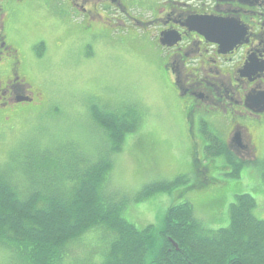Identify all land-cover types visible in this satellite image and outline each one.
<instances>
[{
	"label": "rangeland",
	"instance_id": "374dc122",
	"mask_svg": "<svg viewBox=\"0 0 264 264\" xmlns=\"http://www.w3.org/2000/svg\"><path fill=\"white\" fill-rule=\"evenodd\" d=\"M24 2L7 10L3 21L8 23L6 40L22 59L25 94L37 93L38 101L18 108L13 120H3L9 114L0 112V168L21 172L23 166L39 163L53 173L72 161H96L108 146L99 129L89 128V107L134 106L142 121L112 155L107 193L114 202H124L120 213L124 220L138 229L150 225L158 230L170 207L190 203L201 225L214 231L228 227L230 205L237 195L246 194L255 201L253 215L264 221V117L252 120L254 150L231 151L238 161L247 162L237 177H231L233 166L223 156H204L205 128L188 127L189 119L178 103L182 98L169 92L176 81L166 69V54L159 50L161 58L153 38L139 31L106 34L113 23L111 29L122 23L103 18L93 19V30L101 35L83 37L79 26L66 25L60 7L50 0ZM151 3L155 0H147L140 13L150 17V11L158 9ZM209 124L206 130L223 139L218 123ZM242 138L245 141L244 132ZM52 173L50 177L56 178ZM158 182L175 184L134 202ZM102 248L94 233L91 241L85 239L73 249L72 257L94 249L89 259L102 261ZM8 257L0 248V264H8Z\"/></svg>",
	"mask_w": 264,
	"mask_h": 264
},
{
	"label": "trees",
	"instance_id": "16d2710c",
	"mask_svg": "<svg viewBox=\"0 0 264 264\" xmlns=\"http://www.w3.org/2000/svg\"><path fill=\"white\" fill-rule=\"evenodd\" d=\"M88 120L90 130L99 129L108 146L98 160L72 161L53 173L39 163L21 172L0 168V248L9 255L8 264H264V221L253 215L255 201L246 194L230 205L228 227L214 231L201 225L190 203L170 207L158 230L150 225L138 229L124 220V202L107 194L112 155L138 128L142 115L134 106L91 105ZM203 134L204 156H223L233 166L229 176L237 177L247 162L238 161L208 130ZM261 176L264 184V169ZM174 184L158 182L134 202ZM94 233L103 245V260L89 259L94 249L72 257L73 249L91 241Z\"/></svg>",
	"mask_w": 264,
	"mask_h": 264
},
{
	"label": "flooded vegetation",
	"instance_id": "af4514ba",
	"mask_svg": "<svg viewBox=\"0 0 264 264\" xmlns=\"http://www.w3.org/2000/svg\"><path fill=\"white\" fill-rule=\"evenodd\" d=\"M24 1L0 0V112L9 114L3 120H13L18 108L38 101L37 93L25 94L22 59L8 44V23L3 21L7 10L22 6ZM50 2L60 7L67 26L82 29L83 37L101 35L93 30V19L103 18L122 23L111 29L113 23L106 34L119 30L138 35L139 31L153 38L161 58L159 50L166 54V69L176 81L169 92L182 98L178 103L189 119L188 127L206 130L207 121L211 126L215 121L230 152L254 150L252 120L264 117V0H155L158 9L150 11V17L140 13L147 0ZM207 18L229 23L227 37L218 39L196 24ZM28 98L31 102L21 101Z\"/></svg>",
	"mask_w": 264,
	"mask_h": 264
},
{
	"label": "water",
	"instance_id": "95a60500",
	"mask_svg": "<svg viewBox=\"0 0 264 264\" xmlns=\"http://www.w3.org/2000/svg\"><path fill=\"white\" fill-rule=\"evenodd\" d=\"M196 23V22H194ZM200 28H202L208 34L214 35L218 39H223L227 37V28L229 23L222 21L220 19H204L196 23ZM21 101L29 102L30 99H22ZM174 245V244H173ZM176 248V246L174 245Z\"/></svg>",
	"mask_w": 264,
	"mask_h": 264
}]
</instances>
